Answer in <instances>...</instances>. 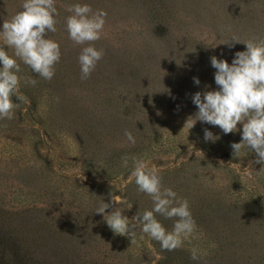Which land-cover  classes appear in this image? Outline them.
<instances>
[{
  "label": "rangeland",
  "instance_id": "1",
  "mask_svg": "<svg viewBox=\"0 0 264 264\" xmlns=\"http://www.w3.org/2000/svg\"><path fill=\"white\" fill-rule=\"evenodd\" d=\"M22 3L0 0V28ZM76 3L107 12L92 42L103 57L88 79L78 61L88 45L75 44L66 29L67 6ZM55 5L57 30L47 37L59 43L61 59L51 80L16 58L0 35V46L20 65L25 98L13 96L19 103L13 118L0 120V264H153L155 253L162 257L156 264H264V165L247 147L233 155L242 124L229 134L201 121L185 126L198 111L192 96L206 86L218 90L210 58L231 64L247 47L233 37L264 39V0ZM205 129L218 139L206 141ZM133 158L155 166L163 186L189 202L196 229L182 247L161 250L138 228L117 234L96 213L111 196L122 198L115 206L129 224L138 211L152 209L151 196L131 177ZM156 218L172 230L173 219ZM193 248L199 262L191 259Z\"/></svg>",
  "mask_w": 264,
  "mask_h": 264
},
{
  "label": "clouds",
  "instance_id": "2",
  "mask_svg": "<svg viewBox=\"0 0 264 264\" xmlns=\"http://www.w3.org/2000/svg\"><path fill=\"white\" fill-rule=\"evenodd\" d=\"M21 8L10 20H4L0 35L4 43L14 49L16 58L39 77L51 80L55 75V65L61 59L59 43L47 37L48 32L57 30L55 0H23ZM67 11L71 13L66 18L69 38L75 44L88 45L82 48L78 57L81 78L88 79L103 57V50L96 49L92 42L100 39L107 12L102 9L93 12L90 5L80 3L68 5ZM230 41L244 43L246 50L237 51L231 64L216 56L210 58L212 67L216 69L214 80L218 90H207L210 86H206L204 91L192 96L198 111L194 117H188L185 126L190 125L191 129L197 121H201L218 126L223 133L229 134L242 124L241 142L231 144L233 155L238 156L241 149L247 147L256 154L255 163L264 165V39L241 42L233 37ZM230 41L227 43L234 47ZM16 58L0 46V120L13 118V110L19 106V103L13 102V96L20 102L25 99L19 94L20 77L17 73L20 72V65ZM193 80L196 85L200 84L199 78L194 77ZM27 82L35 85L37 80ZM204 133L206 141L215 142L218 139L208 129ZM124 135L133 145L136 143L131 131L125 130ZM123 161L127 166L128 157H123ZM133 166L131 177L138 191L151 196L152 209L138 211L132 219L134 223L129 224L128 217L123 215L119 206H115L123 202L122 198L111 196L112 203L102 201L96 213L104 214L107 225L117 234L127 235L138 228L142 234L159 242L161 250L173 251L182 247L183 241L196 229L189 202L179 198L172 188L163 186L155 166L135 158ZM110 207L113 210L107 213L106 209ZM157 214L174 220L171 231L156 218ZM152 251L155 253V249ZM155 257L153 264L162 258L158 253ZM191 259L197 262L202 259L198 249H191Z\"/></svg>",
  "mask_w": 264,
  "mask_h": 264
},
{
  "label": "trees",
  "instance_id": "3",
  "mask_svg": "<svg viewBox=\"0 0 264 264\" xmlns=\"http://www.w3.org/2000/svg\"><path fill=\"white\" fill-rule=\"evenodd\" d=\"M104 230H105V228H104Z\"/></svg>",
  "mask_w": 264,
  "mask_h": 264
}]
</instances>
